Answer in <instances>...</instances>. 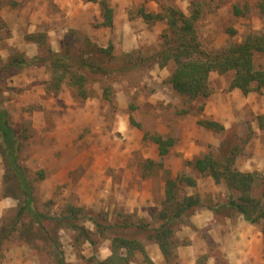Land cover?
Listing matches in <instances>:
<instances>
[{"label":"rangeland","instance_id":"1","mask_svg":"<svg viewBox=\"0 0 264 264\" xmlns=\"http://www.w3.org/2000/svg\"><path fill=\"white\" fill-rule=\"evenodd\" d=\"M44 1L41 8L45 9L46 3L50 18L40 21L32 15L31 19L24 18L30 15L24 8L25 3L20 6L0 0V8L7 10L6 18L0 16V100L22 145L18 161L32 180L34 208L47 218L38 224L23 215L12 228L21 191L14 178L6 173L0 154V233H7L0 246V264L11 260L14 252L17 257L24 256V251H29L32 264H57L58 256L63 258L64 264H99L100 261L105 264H153L145 245L157 244L148 235L160 223L157 214L163 207L165 180L175 178L186 160L208 151L223 155L234 145L238 154L235 163L237 158L243 160L252 154L254 139L264 140V132L253 130L263 118L258 119L247 111L243 112L244 117L231 122L222 131L203 126L201 121L212 120L203 113L206 102L212 96L226 95L233 90L229 88L232 73L209 72L210 93L206 98L190 99L175 92L169 82L175 64L169 60L160 66L156 52L165 41L173 43L176 35L169 29L166 18L145 21L139 9L161 15H169L172 11L174 15L182 12L189 16L198 12L194 20L197 41L206 51L215 52L241 41L249 31H264V13L260 9L264 0H107L113 14L116 12L118 16L114 29L101 25L103 18L98 2L64 0L65 11L73 13L66 11L54 19L60 8L49 0ZM8 4L18 11L10 14ZM80 11L88 12L86 22L70 23V14L78 15ZM127 18L132 20L134 33H130L128 42L133 46L124 49L122 35L116 34L122 33ZM59 26L63 31L57 34L61 31ZM90 29L95 36L87 34ZM31 34L46 37L42 43H37L29 37ZM9 40L18 43L17 46L13 47ZM109 43L113 46L111 55H104L102 61L111 72L107 76L85 74V96L68 79L58 88L54 87L48 62L31 64L17 71L1 68L6 59L17 54L30 58L44 55L48 48L59 52L65 47L74 55L85 57L89 54L86 51L107 47ZM254 62L264 67V53L255 54ZM105 87L108 98L103 95ZM262 90L253 93L260 95L264 87ZM130 116L138 126L131 123ZM153 134L175 137L161 164L158 145L151 138ZM114 161H122L124 165H110ZM39 170L43 172L41 179L36 173ZM259 173L264 176V170ZM109 174L115 175V181L122 184V189L119 186L115 193L105 181L104 176ZM93 175L96 176L94 180ZM208 177L199 176L194 186L179 182V193L200 198L208 186ZM93 182L94 191L88 189ZM144 182L154 204L149 207L147 217L128 211L130 190L141 189ZM255 183L254 194L258 195L263 185L259 179ZM214 193L216 203L229 198L227 188ZM211 202L205 195L203 203ZM71 208L81 209L71 222L85 228L89 232L88 239L78 229L53 220L72 214ZM236 217L230 218L232 225L237 224ZM91 218L103 225V234L97 231ZM224 219L218 216L220 227L216 223L211 228L212 236L216 233L228 235ZM172 229V254L168 259L164 257L165 264H183L179 254L189 256L188 264H207L209 255L228 264L218 255L221 252L219 243L205 229L191 222L189 216L173 223ZM240 229L238 225L236 231ZM118 236L138 240L144 252L134 251L124 263L119 258L122 249L114 256L111 251L112 240ZM261 241L264 246V234Z\"/></svg>","mask_w":264,"mask_h":264},{"label":"trees","instance_id":"2","mask_svg":"<svg viewBox=\"0 0 264 264\" xmlns=\"http://www.w3.org/2000/svg\"><path fill=\"white\" fill-rule=\"evenodd\" d=\"M85 1L98 2L103 18L101 25L112 26L113 9L107 0ZM260 9L264 13V2L260 4ZM139 15L145 21L166 18L169 29L176 35L173 43L168 41L163 43L161 50L156 52V57L160 66H164L169 60L174 62L175 65L170 73L169 82L178 94L190 99L208 97L210 93L208 75L211 71L232 73L229 88H236L243 95L263 91L264 67H260L254 62V56L255 54L264 53V31L261 33L249 31L241 41L231 43L218 51L208 52L200 47L194 31V20L198 16V12L189 16L184 15L182 12H176V15H174L172 11L169 15H161L160 13L152 14L140 8ZM29 37L37 43H42L46 36L41 34L38 38L31 34ZM112 48L113 46L110 43L107 47H96L90 52L86 51L85 53L89 54L85 57L74 55L65 47L59 52H53L48 48L44 55L37 54L30 58H25L21 54L11 56L5 60L1 68L7 70L12 68V71H17L31 64L48 62L54 87L58 88L62 81L68 79L85 96L84 82L87 79L85 74L99 73L102 76H107L111 72L110 67L102 59L111 55ZM103 95L108 98L106 87L103 89ZM256 117L258 119L263 118L259 122V128L264 132V116L256 115ZM130 121L138 126L131 116ZM201 124L215 130H224L223 125L214 120H204L201 121ZM151 138L158 145V161L161 164L164 156L168 154L170 147L174 144L175 137L153 134ZM235 147L237 146L233 145L232 148L224 151L227 154H214L208 151L193 160H186L175 178L165 180L163 207L157 214L160 223L153 229L152 234L148 235L150 239L152 238L157 243L165 259H168L172 254L171 249L174 242L173 223H176L183 216L191 215L201 206L198 196L193 194L181 195L179 193V182H184L187 186H194L199 176H210L215 183L223 182L227 188L229 198L224 202H218L215 206L210 205L215 214H221L223 217L231 219L241 215L245 221L259 225L261 232L264 234V176L258 171L242 172L236 168L235 159L238 154L234 150ZM21 149L19 136L11 126L9 113L2 106L0 100V154L6 173L14 178L21 191L15 223L12 225L13 229L18 218L23 215L29 216L33 222L38 224L46 218L44 214L34 208L32 180L28 179L18 161ZM36 173L39 179L43 177L41 170ZM258 179L263 186L258 195H255V182ZM80 211V208H71L72 214L53 218V220L59 225L65 224L67 227L78 229L80 234L88 239L89 232L71 222L78 217L77 212ZM91 220L94 222L97 231L103 234L105 230L103 225L92 218ZM67 221L69 222L67 223ZM3 234L0 233V246L5 238L3 236L7 233L3 232ZM56 249L59 250L58 247ZM119 249L123 250L119 254V258L124 260V263L131 258L134 251L144 252V246L141 242L121 236L114 237L112 240V255H116ZM57 264H64L62 257H57ZM99 264H105V262L100 261Z\"/></svg>","mask_w":264,"mask_h":264},{"label":"crops","instance_id":"3","mask_svg":"<svg viewBox=\"0 0 264 264\" xmlns=\"http://www.w3.org/2000/svg\"><path fill=\"white\" fill-rule=\"evenodd\" d=\"M10 1L12 4L16 3L17 5H20L22 3H25L24 8L29 10L28 12L30 13L29 17L26 15L24 18H29L31 19L32 16H35L38 20L42 21L43 19L47 20L50 18L49 13L46 10V3L48 0H45V9L41 8L43 6L42 1L43 0H7ZM15 1V2H14ZM50 3L53 4V6L60 8V11L58 12L57 15H55L54 19L60 18L62 15H64L67 12L73 13L70 10L65 11V2L64 0H49ZM21 6V5H20ZM8 8L11 10L10 14L15 13L18 11L15 9V7L11 6ZM12 8V9H11ZM69 9V8H68ZM7 10H3L0 8V16L4 19L7 17ZM57 11V10H55ZM12 12V13H11ZM79 13L78 15L74 14L71 16L70 14V23L73 22H80L83 20L86 22L87 20V15L88 12L86 11H80L77 12ZM32 15V16H31ZM117 14L114 12L113 14V25L110 27L111 29H114L118 25L117 21ZM34 18V19H35ZM53 17H51L52 19ZM68 24V22H67ZM126 26H123L122 28V33L118 32L116 36L120 37L122 35L123 40H124V49H127L129 47H132L128 42L129 35L130 33H134L132 31L131 26H132V20H129L128 18L126 19ZM22 25V24H21ZM25 26V22H24ZM67 26V25H63ZM60 32H57V34H60L63 29L62 26H59ZM28 32H31L32 30H27ZM95 33V31H94ZM87 34L91 37H93V30H87ZM138 34V33H137ZM95 36V35H94ZM109 38L107 37L106 40ZM109 41V40H108ZM112 41V40H111ZM9 42H12L11 44L14 46H17L18 43H14L12 40H9ZM8 44L10 45V43ZM113 42V41H112ZM56 51L57 48H54ZM32 54H36V49L35 51L33 50ZM238 89H233L229 93H226V95H215L212 96L211 99H209L206 102L205 108L203 110V113L207 118H211L214 121H218L223 127L226 129L228 126L231 124V122H235L238 118L244 117V111H247L249 114H252L253 116L257 115L258 113L264 116V93L260 95H255V93L250 92L247 95H242L240 94ZM226 97V98H224ZM253 130L257 131L258 133H261L262 131L260 130L259 127H253ZM253 152L251 155L245 157L243 160L241 158H237V161L235 163L236 167L242 171V172H252V171H258L261 172L264 170V140H260V137L257 139L253 140ZM124 162H111L110 165H113L115 167L123 166ZM115 175L109 174L105 175L104 177L106 178L105 181L107 182L108 187L111 186L110 191L116 192L117 188L121 186L122 189V184H120L117 181H115L114 177ZM54 177V176H53ZM96 178L95 175H93V180ZM198 181V180H197ZM123 182V179H122ZM209 183V184H208ZM207 188H204L201 195H200V201H201V206L199 209L197 208L194 213L189 215V218L191 219V222L194 224L198 225L200 229H205V231L212 236L211 234V228L213 226H216V223L220 227L218 220V216H222L221 214H215L213 209L210 208L211 206H215L216 201V194L214 191L224 189L226 190L225 184L222 183H217L214 184L213 180L211 177L207 178ZM95 183L93 182L91 185L88 186L89 190L94 191L95 190ZM113 187V188H112ZM148 185L146 182H144V185L141 187V189L136 190V189H131L130 190V195L131 197V205L128 208L129 212H136L139 216H149L148 209L149 207H152L153 200L151 199L150 195L148 194ZM207 195V199H210L211 204H204L203 199ZM123 201V199H122ZM224 223L223 225L228 228L229 230L227 231L228 235L221 236V234L216 233L214 236H212V239L218 244L219 243V249H221V252H219V257H223L224 259L227 260L228 264H264V246L261 241L262 237V232L256 224L249 223L243 219L241 215H237L235 218L237 224L232 225V221L229 217H224ZM218 220V221H217ZM228 226H227V225ZM238 225L242 227V229L237 230ZM218 227V228H219ZM218 228L215 230L218 231ZM229 232V233H228ZM229 238V239H228ZM218 246V245H217ZM238 248V249H237ZM145 249L147 250V254L153 264H165L164 256L161 253L159 247L155 243H151L150 245H145ZM108 250V249H105ZM17 251V250H16ZM15 253V252H14ZM12 253V259L8 260L6 264H32L31 256L29 251L28 252H23L24 256L19 254L17 255ZM21 253V252H20ZM179 257L181 258L183 264H188V259L189 256L186 254L180 255ZM10 259V258H9ZM216 258L213 257L212 255H209L207 257V264H222L220 261H216Z\"/></svg>","mask_w":264,"mask_h":264}]
</instances>
